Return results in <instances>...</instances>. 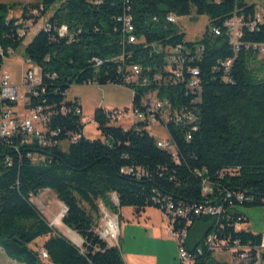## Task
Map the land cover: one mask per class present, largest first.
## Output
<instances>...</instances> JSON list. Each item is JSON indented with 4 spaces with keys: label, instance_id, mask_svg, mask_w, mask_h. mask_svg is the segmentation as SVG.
<instances>
[{
    "label": "trees",
    "instance_id": "1",
    "mask_svg": "<svg viewBox=\"0 0 264 264\" xmlns=\"http://www.w3.org/2000/svg\"><path fill=\"white\" fill-rule=\"evenodd\" d=\"M16 6L0 3V69L9 52L21 46L24 25H35L55 8L24 47L25 60L41 73L35 94H26V109L42 107L47 116L45 144L23 134L0 137V247L5 256L18 264H125L121 244L108 246L94 231L99 205L114 214L132 207L136 216L147 207L163 212L171 205L172 210L189 211L191 224L186 227V220L177 218L174 231L187 229L185 249L193 264H220L206 244L209 236L225 241L227 247L238 243L250 248L253 262L262 234L237 229L246 219L235 208L264 209V76L251 67L257 51L244 47L264 43V0L262 20L253 30L249 25L257 9L247 0H40L22 5L20 17L10 18ZM192 11L206 16L208 25L198 41L185 43L184 35L166 17ZM125 14L131 16L144 45H122L118 19ZM234 14L243 22L237 52L224 27ZM62 26L67 28L65 35L59 34ZM179 43L203 47L199 60L192 63L199 70L202 90L193 110L195 130L172 121L164 124L175 155L157 147L145 124L123 128L103 108L93 112L100 137L83 136L82 114L76 113L81 106L77 99L66 98L70 86H122L135 92L136 105L140 95L155 87L134 89L125 84L119 58L123 56L125 66L140 65L151 78L164 65V54H156L155 48ZM227 59H232L227 73L213 70ZM158 97L177 109L189 106L194 98L185 97L180 85L159 88ZM75 135L80 138L70 142ZM128 168L134 173L121 172ZM203 182L209 192L203 191ZM46 189L65 206L61 222L81 239L80 246L50 226L31 202ZM198 207L218 213L194 215ZM41 238V246L31 247ZM39 247L49 260L39 259ZM259 263L264 264V248ZM234 264H245V259H234Z\"/></svg>",
    "mask_w": 264,
    "mask_h": 264
},
{
    "label": "built area",
    "instance_id": "2",
    "mask_svg": "<svg viewBox=\"0 0 264 264\" xmlns=\"http://www.w3.org/2000/svg\"><path fill=\"white\" fill-rule=\"evenodd\" d=\"M36 15V11L33 13ZM179 16L176 14H169L166 17V21L170 24L176 25L179 21ZM262 20V15L258 12L255 16V21L251 22L249 25L250 29H254L257 23ZM121 22V33H122V45H144V39L138 37L135 32V27L132 23V18L130 15H123L118 19ZM30 22L24 25L23 29L20 31L21 36L26 35L27 29L31 27ZM243 22L236 14L232 18L226 20L224 27L228 31L229 43L232 45L234 52L238 51L239 38H241V27ZM26 29V30H25ZM215 35H219V31L212 29ZM67 33V28L62 26L59 30L60 35H65ZM193 43V42H192ZM246 49H252L257 51V53H264V43L245 45ZM156 54H164V65L161 71H158L149 78L144 74L143 69L138 64H132L129 66L123 65V56L119 58L122 63L120 71L124 73L123 81L125 84L133 86L134 89L147 87L149 84L154 85V89L144 92L138 97V103L136 105H131V115L130 121L131 126L135 124H145L146 130L151 134L150 128H164V124L172 121L175 124L181 123L183 125H192L191 130H195L196 118L193 110H195L196 104L200 102V93L202 90L201 78L199 70L192 66L194 61L199 60L200 54L203 52L202 46H191L185 43L176 44L173 47L158 46L154 51ZM12 55V52H9ZM25 64L29 67L24 75V88L25 94L24 99L27 105L26 94H35L34 88L41 83V73L37 66L33 65L29 61L25 60ZM99 64V62H97ZM218 66L213 68L214 71L222 70L227 73L232 66V59H227L225 61H219ZM95 85V84H88ZM182 86L184 89L185 97L188 95L194 96L190 98L189 106L179 107L180 109L172 108L171 104L165 100H161L158 97V89L161 87L168 86ZM132 94V102L135 92L130 90ZM19 99V88L11 84V77L9 73H2L0 75V137L10 138L12 136L23 134L31 137H35L38 143L41 145L45 144L44 141V128L47 116L43 114L42 107H37L33 110H27L26 105L24 106L25 112L16 111L15 106L17 105ZM114 120H118L120 117L117 110L110 111ZM76 113H81L77 110ZM82 114V113H81ZM124 115V113H121ZM82 117V122L84 123ZM130 127V126H129ZM128 127V128H129ZM127 129V128H126ZM165 129V128H164ZM153 132V130H152ZM155 142L158 148L167 150L175 155V145L167 135V138H163L160 134L156 132ZM70 136V135H69ZM80 138V135L71 136L70 142H75ZM186 139H190V133H187ZM122 173L133 174L134 170L132 168L121 170ZM204 192H209L210 189L206 182H203ZM115 196V195H114ZM114 204L117 205L116 197L113 200ZM100 207V219L97 223L94 231L98 238L105 242L108 246L119 248L118 241V215L111 214L102 205ZM65 212V207L61 210L62 215ZM167 224V232L175 237L177 241V250L180 264H193V258L188 254L185 249V242L187 239V229H181L174 231V224L177 218H183L186 220V227H188L191 222L189 218V211L183 209L172 210L171 205H167L165 210L162 212ZM216 214L218 210L212 209L210 207H198L193 210L194 215L199 214ZM51 226V225H50ZM114 228L115 231H114ZM206 244L208 249L211 251H227L230 253L232 258V264H234V259H245V264H260L259 263V251L264 248V233L262 234L261 246L255 250L256 259L252 262L250 259L251 249L248 247L241 248L238 243L234 246L227 247L225 241H216L213 236L207 238ZM227 247V250L225 249ZM39 259L49 260L47 252L39 247Z\"/></svg>",
    "mask_w": 264,
    "mask_h": 264
},
{
    "label": "rangeland",
    "instance_id": "3",
    "mask_svg": "<svg viewBox=\"0 0 264 264\" xmlns=\"http://www.w3.org/2000/svg\"><path fill=\"white\" fill-rule=\"evenodd\" d=\"M39 1L40 0H0V3L7 5L16 4L15 10L9 13V17L18 18L21 14L20 7L22 5ZM262 2L263 0H247V3L256 5L257 12L260 15H262ZM54 8L55 7L47 12L35 25L31 24V27L26 31L21 46L15 50L12 55L3 60L0 75L4 73L2 71L9 72L12 85L19 88V99L15 106L16 111L24 113V106L26 105L24 99V75L29 66L27 64L24 66V47L32 40L38 30L45 26ZM207 25L208 19L206 16L196 15V13L192 11L190 15L181 16L179 18L176 28L184 35V42L186 43L198 41L203 35ZM251 67L261 71L260 75L264 76V53L255 58L251 63ZM73 96H76L77 100L82 105V117L86 119L84 121V135L87 139L92 140L100 137L99 132L96 130V125L93 122V112L96 108H103L107 111L117 110L120 118L118 120L115 119L114 124L120 125L123 128L131 126L130 110L132 105V94L127 88L110 84L105 86L72 85L66 93V98H73ZM121 113H124V115H121ZM149 130L152 136H155L153 132H156L163 138H167V133L164 128H150ZM63 148L66 149V145H64ZM51 198H53L55 203L49 200ZM31 202L58 233L77 246L81 245L79 237L66 230V227L62 224L61 210L63 209V204L56 199L52 191L47 189L41 191L36 197L31 199ZM42 203L45 206H43ZM235 210L241 213L246 219L245 223L237 226V229L253 234L264 233V209L262 207L237 206ZM110 213L113 214V212ZM117 215L118 241L119 244L120 242L122 244L121 253L125 264V260H128L131 264H180L177 241L175 243V252L172 253L171 243L168 241L169 233L166 232L167 224L160 209L147 207L139 217H136L132 207H122L118 209ZM161 228L162 231L160 230ZM121 232L122 239H120ZM170 236L172 235L170 234ZM42 242L43 239L41 238L33 243L31 247L35 248L36 244L40 246ZM212 255L213 259L220 264H232V258L227 251H213ZM0 264L18 263L8 259L0 247Z\"/></svg>",
    "mask_w": 264,
    "mask_h": 264
},
{
    "label": "crops",
    "instance_id": "4",
    "mask_svg": "<svg viewBox=\"0 0 264 264\" xmlns=\"http://www.w3.org/2000/svg\"><path fill=\"white\" fill-rule=\"evenodd\" d=\"M24 66H26V64L24 65ZM2 72H6V73H9V72H7V71H2ZM1 72V73H2ZM11 84H12V80H11ZM14 84V83H13ZM129 90V89H128ZM130 91V90H129ZM131 92V91H130ZM72 99H77L76 98V96H73V98H67V100H72ZM79 102V101H78ZM79 104H80V102H79ZM80 106H81V113H82V105L80 104ZM97 109V108H96ZM95 109V110H96ZM83 119L84 120H86L84 117H83ZM83 136L85 137V135H84V129H83ZM86 138V137H85ZM114 198H115V196L114 195H111V200H112V202H113V200H114ZM113 204H114V202H113ZM100 205H102V204H100ZM115 205V204H114ZM103 206V205H102ZM104 207V206H103ZM105 208V207H104ZM145 210V209H144ZM144 211H142L141 213H143ZM141 215V214H140ZM139 215V216H140ZM136 216V215H135ZM139 216H136V217H139ZM165 219V218H164ZM166 222V221H165ZM161 231H162V228L160 229ZM119 231H120V228H119ZM123 231H124V228H123ZM167 232V231H166ZM121 235H122V232L120 233V239H122L121 238ZM168 241L171 243V249H172V253H174L175 252V243H176V239H174V237H172V236H170V234H169V239H168ZM43 242H44V240H43ZM42 242V243H43ZM123 243V242H122ZM120 244H121V242H120ZM42 245V244H41ZM40 245V246H41ZM122 245V244H121ZM126 261V264H131L130 262H128V260H125Z\"/></svg>",
    "mask_w": 264,
    "mask_h": 264
},
{
    "label": "water",
    "instance_id": "5",
    "mask_svg": "<svg viewBox=\"0 0 264 264\" xmlns=\"http://www.w3.org/2000/svg\"><path fill=\"white\" fill-rule=\"evenodd\" d=\"M63 207H65L64 205H63ZM65 213V212H64ZM64 215V214H63ZM63 215H62V217H63ZM80 239V238H79ZM81 240V239H80ZM81 243H82V241H81Z\"/></svg>",
    "mask_w": 264,
    "mask_h": 264
},
{
    "label": "bare ground",
    "instance_id": "6",
    "mask_svg": "<svg viewBox=\"0 0 264 264\" xmlns=\"http://www.w3.org/2000/svg\"><path fill=\"white\" fill-rule=\"evenodd\" d=\"M116 228H114V231H115Z\"/></svg>",
    "mask_w": 264,
    "mask_h": 264
},
{
    "label": "clouds",
    "instance_id": "7",
    "mask_svg": "<svg viewBox=\"0 0 264 264\" xmlns=\"http://www.w3.org/2000/svg\"><path fill=\"white\" fill-rule=\"evenodd\" d=\"M116 197V196H115ZM117 199V198H116Z\"/></svg>",
    "mask_w": 264,
    "mask_h": 264
}]
</instances>
